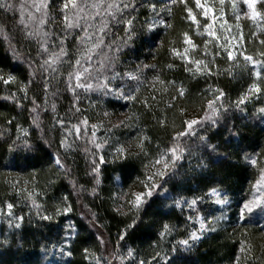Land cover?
<instances>
[{"label":"trees","instance_id":"1","mask_svg":"<svg viewBox=\"0 0 264 264\" xmlns=\"http://www.w3.org/2000/svg\"><path fill=\"white\" fill-rule=\"evenodd\" d=\"M12 2L16 5L15 13L4 14L0 10V75L7 78L11 74L16 78L9 85L0 82V264H97L98 260L99 264H138L140 259L150 260L152 264H165V260L168 264H235L237 255L241 256V264H264V228L259 225V219L251 215L238 221V207L250 198L264 160V118L258 112L264 107V65L259 63L264 61V56L260 55L264 52V45L260 43L264 40V20H237L227 3L221 11H212L205 17L203 8H198L195 0H187L198 21L194 24L184 6L172 4L171 0H77L85 13L96 11L91 8L93 3H102V8L111 2L134 3V10L129 8L118 14L125 19L135 17V36L122 49L116 69L125 72L145 64L154 66L141 73L143 83L139 85L136 101L83 89H76L77 100L67 89V73L72 70L68 63L58 64V73L46 72L40 64L51 51L58 50L60 40L65 37L69 55L76 54V36L83 35L84 21L81 20L80 28L66 29L59 12L63 0H48L45 30L50 35L46 38L29 36L27 33L34 31L36 25L28 21V13L38 19L40 13H36L32 5L42 0ZM21 3L25 5L27 28L19 21ZM201 4L204 5L202 1ZM256 7L264 13V0H259ZM167 8H171V13ZM74 12L69 6L70 18ZM53 16L56 17L54 23ZM102 18L110 21L108 41L113 35L125 36L124 23L112 21L103 10L94 23L99 25ZM160 20L171 26L159 24ZM208 23H212L215 36L205 31ZM148 24H156L155 30L149 32ZM185 32L196 48L183 43L182 33ZM45 39L49 53L42 51ZM173 47L181 53L189 47L188 55L193 60H204L213 74L193 75L186 71V63L171 53ZM227 51L233 52V59H228ZM245 55L257 61L255 67L244 60ZM168 64L173 68L169 69ZM84 66L82 64L81 68ZM257 71L260 77L253 74ZM156 75L175 84L154 82ZM45 81L47 92L44 91ZM112 83L123 86L125 93L134 92L137 86L136 81L120 79ZM253 83L261 87V93L251 94L244 105L237 107L236 101ZM24 86H27V98L19 91ZM181 86L186 90L185 96L172 101ZM217 88L225 92L226 105H231L227 113L221 111L217 126L206 124L196 136L176 142L187 149L184 159L178 162L180 175L168 184V193L154 194L144 206L140 212L141 222L135 228H127L134 212L126 205L120 208L124 202L119 195L122 191H141L137 177L142 178L144 170L139 162H112L116 147L123 145L135 153L140 136L151 140L146 144L150 157L158 150L171 147L172 138L182 129L185 119L203 117L207 101L213 98ZM13 93L16 101L3 99ZM145 100L149 107L145 106ZM170 102L175 107L169 108ZM33 108L36 110L31 111ZM37 117L39 127L33 123ZM111 118L116 121L111 123ZM60 119L63 126L58 123ZM84 119L87 125L81 122ZM121 121L127 126L121 125ZM73 125H79V137ZM93 125H97L95 138L91 135ZM18 126L27 130L28 135L18 132ZM233 128L240 131V137L230 135L228 130ZM18 135L20 140H17ZM200 135L218 146L215 154L205 148ZM62 139L65 146H61ZM25 140L34 151L24 148ZM13 141L20 146H13ZM99 143H103V147L98 151L95 144ZM100 156L106 163L99 164L97 177L92 167L93 160L99 162ZM57 157L63 167L55 165ZM246 157L258 159V164L252 166ZM201 158L209 164L203 171L197 167ZM211 186L226 193L230 203L221 208L214 203V198L207 197L205 193ZM201 196L205 198L198 201L195 210L187 207L181 210L173 203L174 198L191 200ZM8 203L14 205L11 217L7 214ZM66 206H70L71 211L64 213ZM57 208L61 209L58 215ZM198 214L208 220L221 215L225 218L216 224V231L204 232L199 241L185 249L177 241L199 228L195 223ZM44 215L53 218L44 220L41 218ZM17 217H23V221ZM16 223H20L19 228L15 227ZM165 223L173 230L161 240L159 231ZM122 234L124 239L120 240ZM241 241L246 249L251 248L247 261L243 259L245 254L239 251ZM129 249L133 251L132 257L127 254ZM157 252L159 257L153 259Z\"/></svg>","mask_w":264,"mask_h":264},{"label":"snow or ice","instance_id":"2","mask_svg":"<svg viewBox=\"0 0 264 264\" xmlns=\"http://www.w3.org/2000/svg\"><path fill=\"white\" fill-rule=\"evenodd\" d=\"M226 0H219L220 5H224ZM231 3V7L236 10L237 9V0H229ZM257 2L258 0H243V4L247 7V12L245 15L256 22L258 20H264V13L257 10ZM172 4H181L184 6V9L187 12V16L194 24H198L196 16L193 14L191 8L187 5V0H171ZM195 4L198 8H203V14L205 17L208 16V13L211 11L210 8L205 7L201 4V0H195ZM36 13H40L39 18L37 19L31 12L28 13V21L34 22L36 27L34 31L28 32L27 35L29 36H41V37H48L50 33L45 30V26L48 23V12H49V3L48 0H42L40 4H33ZM69 6L75 10L72 18L69 17L68 10ZM91 8L95 9L94 13H85L84 8L82 6H78L77 0H63L62 6L59 8V12L63 16L64 24L66 29H74L81 27V20L84 21V27L82 28L83 35L77 34L76 41H77V53L74 55H69L67 48L65 47L66 37L61 39L59 42L58 50H53L51 53L42 60L40 67L46 71L51 73H58L59 69L57 67L60 63H68L70 68L72 69L67 73V89L68 91L72 92L74 98L77 100L79 99L76 94V89H83L85 92L89 91H97L102 95L112 94L116 98L126 99L128 101H136L138 99L136 93L140 91L139 85L143 83L141 80V73L145 69L153 68L154 66L151 65H143L138 66L133 71H125L121 72L116 69V65L120 59V54L122 49L128 44L129 41H132L135 36V31L133 27V21L135 17L131 19H125L122 15L118 17V14L123 13L124 10L132 8L134 10L135 5L134 3H116L111 2L107 3L106 7L102 8V3H93ZM0 10L3 11L4 14L8 13H15L16 12V5L12 2V0H0ZM101 10H103L108 17H111L112 21H116L117 23H124L125 28L123 29L125 36L124 37H116L113 35V38L108 41V27H109V20L101 19L99 25L94 23L95 17L100 16ZM152 10L155 11L156 7L153 4ZM165 9H161L164 11ZM167 11L171 13V8H167ZM25 5L21 3L19 6V21L20 24L24 26V28L28 27V23L25 22ZM239 14L237 13L236 19L239 20ZM52 22L54 23L56 17L53 16ZM89 20L93 21V23H89ZM159 24L165 25L166 27H170L171 25L167 24L166 21L160 20L158 21ZM156 24H148L147 30L152 32L155 30ZM239 27V25H237ZM89 29H95V31H89ZM205 31L208 32L210 36H215V33L212 31V23H208L205 25ZM98 33V34H97ZM183 36V43L185 45L190 46L191 48H196L197 46L193 43L192 39L189 37L188 33H182ZM241 39L243 36L241 35ZM117 40L120 42L118 43ZM207 44V42H205ZM260 43L264 45V40H261ZM53 49L56 48L55 45L52 46ZM42 51L44 53H49V47L47 45V40H43L42 42ZM171 53L181 59L183 62L186 63L185 70L192 72L193 75L200 74H208L212 75V70L204 60H193L189 55V47H185L183 49V53H181L175 47L170 49ZM207 55V53H205ZM261 56H264V52L260 53ZM227 57L229 60L233 59V52L227 51ZM95 60V63L93 61ZM244 60L246 62H251L253 66L257 64V61L254 60L252 56L245 55ZM261 65H264V61L259 62ZM82 64L86 65L81 68ZM187 65H193L194 67H188ZM167 67L169 69L173 68L172 64H168ZM256 77H260V72L253 73ZM31 75V74H30ZM61 75H63L61 73ZM85 75L88 76V79L85 80ZM15 77L11 74L5 78V76L0 75V82L5 85H9L15 81ZM117 79L120 80H128V81H136L137 86L132 93H125L124 87L120 84H113V81ZM92 81H95L93 83ZM154 82H159L160 84H171L174 85L175 81H163L160 79L159 75L153 77ZM31 83V81H29ZM19 91L24 93V97L27 98V86L21 87ZM44 91H48L47 81L44 83ZM167 91V88H165ZM185 89L181 86L177 89V95L173 96L171 99L175 101L178 98H183L185 96ZM262 91L261 87L257 83H253L248 88L247 92L242 94L239 99L236 101V106L239 107L240 105H244L246 101L250 98L251 94H260ZM215 95L212 99H209L206 104V110L204 111V115L201 118L195 119H185L183 123V127L180 131L176 132L173 136L174 143L171 147L166 148L165 150H158L157 153L150 157L149 151L146 147V144H150L151 140L148 136H140L138 143L136 145L138 151L133 153L130 149H126L123 145L116 147L115 152L113 154L112 162H116L117 160L121 161L122 163H131L135 164L139 162L143 167V177H137L139 184L142 186L141 191H122L119 195V199L123 201L120 205V208H123L125 205L128 207L129 211H133L134 215L132 217L131 223H129L126 227L127 228H135L138 222H141L140 212L144 208L146 204L152 199L155 195L161 196L165 193L169 192L168 184L171 181H174L180 173L178 172V167L180 161H182L185 157V152L187 149L180 143H176L181 141L182 138L185 137H192L196 136L197 132L200 130L201 127L205 126L206 124L209 126H217L218 122L221 118V111L223 110L224 113H227L228 108L231 106L226 105L225 103V92L217 88L215 89ZM3 99H11L16 101L15 93L11 94L10 96L3 97ZM153 100L156 99V96L153 95ZM146 107H149L147 104V100L143 101ZM33 104H35V100H33ZM17 106L20 107L21 105L17 102ZM38 107V106H37ZM169 108L175 107V104L170 102L168 104ZM53 109H55V105H53ZM36 109L33 108L31 111H35ZM79 111V108L76 109ZM242 110V109H241ZM258 112L261 114L262 118H264V107L258 109ZM183 114V110H182ZM105 115H108L105 113ZM37 119L33 120V123L39 127L37 123ZM83 124L87 125V119L81 121ZM9 124L12 123L11 120L8 121ZM58 123L63 126V120H58ZM121 125L127 126L124 121L120 122ZM161 123H165L161 121ZM120 125H117V127ZM75 128L77 137L80 134V127L79 125H73ZM96 128L97 125H93V131L91 133L92 137H96ZM18 132L22 131L24 136L28 135L27 130H23L21 128H17ZM230 135L234 137H240L241 133L238 129H229L228 130ZM199 139L204 143L206 149L210 150L212 154H215L218 151V146L215 144H211L208 142V138L204 135H200ZM17 140H20V136H17ZM23 146L26 150L34 151L35 149L31 144H29L26 140L22 142ZM93 143L95 140L93 139ZM13 146L19 147L20 145L16 144V141H13ZM61 146H65V141L61 140ZM96 149L99 151L103 145L102 144H95ZM10 150H13V147L10 146ZM247 161L252 165L256 166L258 164V159L252 157H246ZM55 163L63 167L61 160L57 157ZM106 163L105 158L100 156L99 162L93 160V167L92 171L94 173L99 174V164ZM197 167L200 168L202 171L206 170L209 167L208 162H206L203 158L197 162ZM96 183L99 184V179L97 178ZM254 192L252 194L251 199H245L242 202V206L238 207V221H244L246 217H250L254 212L259 210L260 213L264 214V168L260 169L259 177L257 178L255 184L253 185ZM207 197L214 198V202L221 207H224L230 203L228 196L224 193L221 189L211 186L210 189L205 193ZM205 197H194L191 200H187L183 197L178 199H173V203L175 207L180 208L183 210L184 207L189 209L195 210L198 204V201L203 200ZM66 199V198H65ZM14 205L12 203L7 204L8 209V216L11 217L13 215L12 209ZM37 207H39L37 205ZM71 211L70 206H66L63 209L64 213ZM119 211V209H118ZM61 209H56V214H60ZM2 214V213H0ZM44 220H51L53 217L49 215H44L41 217ZM225 217L223 215L219 217H213L212 220H208L203 216L197 215L195 219V223H198L199 228L197 230L191 231L188 233L187 238L181 239L177 241V243L185 249H190L193 244L199 241L202 238V234L204 232L209 231H216V224H218L222 219ZM19 221H23V217L16 218ZM192 219V217H189ZM9 226L11 227L12 224L9 222ZM15 227L19 228L20 223H16ZM173 228L169 224L165 223L162 225L161 230L159 231V236L161 240L164 239L166 235H170ZM126 234V233H125ZM120 240L124 239V234L119 237ZM190 241L192 243H190ZM63 251V249H61ZM87 249H85V253L87 254ZM172 251H176V247L173 246ZM240 253L245 254L243 259L245 261L248 260L249 255L251 254V248H245L244 242L241 241L240 243ZM71 255V252L67 253ZM128 256H133V251L131 249L128 250ZM159 257V253L157 252L153 259ZM99 264V260L97 261ZM138 264H152L150 260L140 259ZM165 264H168V261L165 260ZM235 264H241V256L237 255L235 257Z\"/></svg>","mask_w":264,"mask_h":264},{"label":"rangeland","instance_id":"3","mask_svg":"<svg viewBox=\"0 0 264 264\" xmlns=\"http://www.w3.org/2000/svg\"><path fill=\"white\" fill-rule=\"evenodd\" d=\"M201 1H202V3L205 6H207L208 8L211 9V11L209 13H211L212 11H214L213 13H215L216 11H221V9H222V5H220L219 0H201ZM226 3L230 6L229 11H234L233 13H234L235 17H236V15L238 13L240 18H248L245 15V13L247 12V7H246V5L243 4V0H237V6L238 7H237L236 10H234L231 7V3L229 2V0H226L225 4ZM114 121H116V119L115 118H111V121L110 122L113 123ZM108 122H109V117H108ZM105 129L107 130V128H105ZM99 131H100V129H99ZM102 131H103V129H102ZM102 134H103V132H102ZM99 144H103V143H99ZM55 165H57V164L55 163ZM261 168H264V160L262 162V167ZM255 182H254V184H255ZM253 192H254V188L252 187V194H253ZM252 194H251V196H250L249 199L252 198ZM216 205H218V204H216ZM218 206L221 207L220 205H218ZM221 208H223V207H221ZM252 215L255 216V217H257L259 219V222H260L259 225H262V227L264 228V214L260 213L259 210H257Z\"/></svg>","mask_w":264,"mask_h":264}]
</instances>
